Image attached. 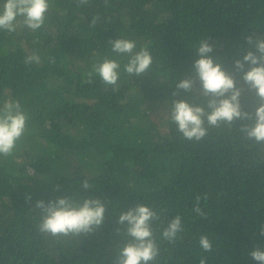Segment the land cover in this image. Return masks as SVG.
Wrapping results in <instances>:
<instances>
[{"label":"trees","instance_id":"16d2710c","mask_svg":"<svg viewBox=\"0 0 264 264\" xmlns=\"http://www.w3.org/2000/svg\"><path fill=\"white\" fill-rule=\"evenodd\" d=\"M253 34L264 37V0H50L40 29L0 30V107L19 101L29 117L13 153L0 156V264H114L129 239L119 214L137 203L160 216L150 264H260L250 252L264 248V144L239 131L251 121L190 141L169 119L173 99L203 100L195 90L173 96L193 73L200 41L215 42L210 55L231 72ZM118 38L149 50L147 72L123 71L128 57L109 43ZM31 55L40 62L26 63ZM105 58L121 64L116 90L93 71ZM242 103L251 111L254 93ZM65 196L101 199L103 225L81 236L41 234L36 202ZM177 215L183 231L169 242L162 233Z\"/></svg>","mask_w":264,"mask_h":264},{"label":"clouds","instance_id":"9594fccd","mask_svg":"<svg viewBox=\"0 0 264 264\" xmlns=\"http://www.w3.org/2000/svg\"><path fill=\"white\" fill-rule=\"evenodd\" d=\"M77 2L84 5L89 0ZM49 8L50 0H3L0 3V30L15 32L22 25L36 31L45 24ZM98 19L99 17L93 18V26ZM246 39L250 47L242 53V59L234 61V71L231 72L210 55L216 47L215 42L210 43V38L200 41L196 48L199 59L193 64V73L176 84L177 91L173 96L179 95L180 91L192 93L195 90L203 100L196 103L189 99H173L169 113V119L187 140L200 141L206 137L209 127H219L222 124L233 126L235 121L245 120L251 123L242 125L239 131L248 140L264 144V37H255L253 34ZM109 43L113 53L128 57L123 71L130 76L144 74L153 64L149 50L141 48L136 51L134 40L118 38ZM32 62L39 63L40 57H27L26 63ZM93 71L105 85H111L116 90L121 71L118 60L105 58L93 66ZM237 74H241L242 83L238 81ZM247 92L254 93L255 103L251 111L245 110L242 103ZM28 119L19 101L10 99L0 107V156L13 153L17 142L26 132ZM82 187L88 190L91 185L85 180ZM196 200L194 211L203 217L205 214L199 206L200 197ZM35 208L39 209L41 215L38 231L53 238L94 232L103 225L107 210L99 198L89 197L78 201L71 196L47 203L39 200ZM159 218V213L154 208L143 203H137L119 214L117 222L124 226L125 235L129 239L118 248L114 264H150L155 261L159 255V247L152 224ZM182 231V217L177 215L169 221L162 235L165 240L174 242ZM259 235L264 236V227H261ZM199 245L205 252L212 251V242L207 235L200 236ZM250 256L264 264V248H254ZM200 264H207V257L201 258Z\"/></svg>","mask_w":264,"mask_h":264}]
</instances>
